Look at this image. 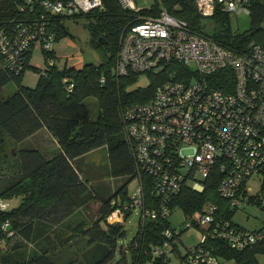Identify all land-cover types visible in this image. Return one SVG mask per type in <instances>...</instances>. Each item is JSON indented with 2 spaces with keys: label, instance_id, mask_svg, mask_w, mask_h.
I'll use <instances>...</instances> for the list:
<instances>
[{
  "label": "trees",
  "instance_id": "obj_1",
  "mask_svg": "<svg viewBox=\"0 0 264 264\" xmlns=\"http://www.w3.org/2000/svg\"><path fill=\"white\" fill-rule=\"evenodd\" d=\"M22 3L23 0H0V30L5 33L14 32L35 17L38 10H22ZM103 3L102 10L85 14L47 15L48 28L54 32L55 39L68 34L63 24L64 18L85 16L92 44L104 50L103 58L97 63L89 62L80 67L64 64L59 68L51 58L53 51L43 49L45 56L48 55L46 60L50 66L43 69L44 74L36 67L38 79L34 86H27L22 83V76L29 66L33 48L24 49L16 61L0 50V202H6L4 207L0 205V264H128V252L131 256L130 264H173L171 259L174 257L193 264L189 255L191 249L197 247L201 248L202 254L206 252L208 256H214L218 264H225V261H233L234 264H262L258 256L264 255V225L248 229L232 219L231 211L237 205L230 206L227 199L218 195L217 184L224 172L217 170L200 179L204 184L202 191L191 189L188 184L182 186L166 203L169 214L175 206L180 207L185 216L195 214L204 202L212 201L217 204L215 219H228L233 225L227 231L234 228V233L245 230L262 232V237L239 248L233 246V240L229 237H223L217 232L212 234L214 223L200 225L192 218L191 225L196 224L202 228L199 242L189 247L184 255H180L178 246L187 228L184 220L177 239L168 238L171 255H156L149 249L164 242L162 232L172 225L168 216H161L160 213L155 218H145L142 224L137 211L134 237L128 244L120 242L125 237L123 226L127 215L114 223H109L107 218L119 205L129 202L128 184L138 177L133 149L124 133L122 112L129 105L149 100L156 86L166 78V73L146 72L150 80L144 86H133L141 73L129 72L125 76L114 74L119 38L132 14L122 8L117 0H103ZM163 3L171 14L185 19L192 28L233 51L241 52L248 49L250 44L264 41V0L251 3L248 31H233L229 15L215 12L210 16L213 19L210 34L204 31L202 16L193 0H181L177 9L171 7V0ZM158 8L159 2L156 0L141 12L155 14ZM181 73L183 70L175 74L173 79H182ZM214 76L215 80L212 77L210 80L217 87L225 91L232 89L233 71L230 68L218 70ZM64 77H67L66 82H62ZM101 77L103 81H100ZM10 81L15 83L16 90L4 96L2 87ZM70 82H73L74 87L68 91L66 85ZM91 95L97 99L95 117L90 115L85 103V99ZM42 128L47 129L56 140L57 147L51 154L47 155L35 146L23 147L13 160L9 159L4 149L6 138L15 143L22 142ZM102 146L107 148L109 174L124 179L114 191L108 186L103 188L98 185L94 187L95 194L91 195L87 180L81 178L79 162L84 155ZM11 154L14 155L13 152ZM140 179L144 188V208L158 210L161 202L154 193L152 177L142 173ZM245 191L242 190L241 195H246L249 202L254 201L260 209H264V201L258 194H247ZM260 191L264 195L261 185ZM90 195L99 201L98 216L88 226L84 227L82 222L77 224L80 235L87 238L88 246L80 259L59 262L49 246L55 240L53 235L60 238L56 226H62L64 219L75 208L86 203ZM12 198H19V203L8 208L7 200ZM5 222L8 224L3 227ZM66 224L67 227L71 226ZM206 230L211 231L205 234L208 232ZM71 238V235L67 236L65 241ZM41 242L45 246L32 253L25 250L27 244L37 246ZM118 253L120 256L116 259Z\"/></svg>",
  "mask_w": 264,
  "mask_h": 264
},
{
  "label": "built area",
  "instance_id": "obj_2",
  "mask_svg": "<svg viewBox=\"0 0 264 264\" xmlns=\"http://www.w3.org/2000/svg\"><path fill=\"white\" fill-rule=\"evenodd\" d=\"M117 1L131 12L132 18L119 38L114 74L165 72L166 78L149 100L129 105L122 112L124 133L133 149L138 177L129 193V202L119 205L108 218L116 210L124 214L134 209L142 224L145 218H155L157 213L168 216L166 203L180 188L188 184L191 189L202 191L204 184L200 179L213 170L224 172L216 191L230 206L244 202L240 197L244 183L255 174L261 176L264 192V41L236 52L171 14L163 3L167 0H157L159 8L155 14H144L141 11L145 7L137 6L134 0ZM180 1L171 0V7L177 9ZM193 1L203 18L215 12L249 13L254 0ZM103 6V0H23L22 10L36 8L38 12L14 32L0 30V50L16 61L28 47L48 49L55 34L48 28L47 15L74 16L102 10ZM223 68L233 71L230 91L212 82L214 73ZM182 70V79H173ZM66 81L64 77L62 82ZM73 87V82L66 85L68 91ZM142 173L153 179L154 193L161 202L158 210L143 206ZM5 204L0 202L2 207ZM216 210V203L204 202L198 212L186 216L185 226L191 225L192 218L200 225L214 223L211 233L229 237L233 246L239 248L262 237V232L234 233V228L227 231L233 225L228 219L216 220ZM206 231L205 234L211 230ZM162 233L164 242L149 251L171 255L169 240L177 239L181 228L167 227ZM189 257L193 264H218L214 256L202 254L200 247L192 248Z\"/></svg>",
  "mask_w": 264,
  "mask_h": 264
},
{
  "label": "rangeland",
  "instance_id": "obj_3",
  "mask_svg": "<svg viewBox=\"0 0 264 264\" xmlns=\"http://www.w3.org/2000/svg\"><path fill=\"white\" fill-rule=\"evenodd\" d=\"M156 0H134L135 4L139 7H149ZM250 14L247 12H240L229 15L230 26L233 31L246 32L250 27ZM202 24H204V31L208 34L212 33V22L211 17H203ZM88 19L85 16H79L76 18L67 17L63 19V24L68 30V34H65L58 39H55L49 47V50L53 51V56L51 57L55 65L61 68L64 64L73 65L75 67H80L85 63L93 62L97 63L103 58L104 50L100 47H95L91 42V33L87 27ZM264 26V23H262ZM107 53V52H106ZM108 54V53H107ZM45 56V51L40 47H34L32 49L29 66L23 73L22 83L27 86H34L39 73L36 67L41 69V74L46 66H50L47 63ZM127 74L121 75L125 76ZM150 80L148 73H141L138 75L136 82L133 86H144ZM16 90V85L13 81L6 83L2 87V93L7 96ZM90 115L95 117L98 105L95 96H88L85 99ZM41 149L46 152L47 155L51 154L56 149V140L52 137L51 133L42 128L35 132L33 135L27 137L22 142L15 143L12 139L6 138L4 142L5 153L8 154L9 159L13 160L18 154L20 148L23 147H33ZM13 152L14 155L11 153ZM81 165V178L87 180L90 187L91 195H94L95 186L105 187L108 186L112 191L121 184L124 178H115L109 174V162L107 157V148L102 146L96 150H92L80 160ZM260 180L261 176L255 174L251 176L246 184L244 185V190L247 194H258L261 199H264V195L260 191ZM136 178L132 179L128 184V193L133 190V186L136 184ZM89 196L86 203L82 206L75 208L72 213L64 219V224L62 226L57 225V234L60 238H56L53 235L54 242L49 245L51 253L54 258L59 262H65L69 259H80L84 250L88 246V240L82 237L79 232L78 223L82 222L84 227L88 226L94 219L97 218L99 213V201L95 197ZM241 198L245 201L239 203L235 210L231 211L232 219L240 224L241 226L254 229L259 228L264 225V209H260L258 205L252 201L247 200L246 195H241ZM7 207H15L19 203V198H12L7 200ZM127 215V219L124 223L125 237L120 241L123 244H128L136 233L137 222H138V212L134 209L131 212L126 211L124 214L120 210H116L108 219L109 223L119 222L124 216ZM192 215V214H190ZM186 216H189L186 215ZM183 210L175 206L171 209L168 219L172 226H183L184 220L186 218ZM71 225L67 227V224ZM51 231V228H50ZM202 234V228L199 225L192 224L187 227L181 236V243H179L180 255H184L189 247L194 246L199 242ZM72 236L69 241H65L67 236ZM14 240V239H13ZM12 240V241H13ZM45 246L44 242L40 245L27 244L25 250L28 253L37 250L39 247ZM119 253L116 255V259H119ZM128 264H130V253H127ZM259 260L264 264V255H259ZM171 263L173 264H188L184 259L172 258ZM118 264H122L118 263ZM225 264H234L233 261H225Z\"/></svg>",
  "mask_w": 264,
  "mask_h": 264
},
{
  "label": "crops",
  "instance_id": "obj_4",
  "mask_svg": "<svg viewBox=\"0 0 264 264\" xmlns=\"http://www.w3.org/2000/svg\"><path fill=\"white\" fill-rule=\"evenodd\" d=\"M56 146H57V144H56ZM36 147V146H35Z\"/></svg>",
  "mask_w": 264,
  "mask_h": 264
},
{
  "label": "bare ground",
  "instance_id": "obj_5",
  "mask_svg": "<svg viewBox=\"0 0 264 264\" xmlns=\"http://www.w3.org/2000/svg\"><path fill=\"white\" fill-rule=\"evenodd\" d=\"M146 73V72H145Z\"/></svg>",
  "mask_w": 264,
  "mask_h": 264
}]
</instances>
